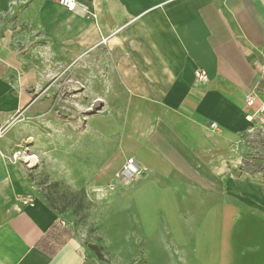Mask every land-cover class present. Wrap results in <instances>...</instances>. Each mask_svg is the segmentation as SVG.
Segmentation results:
<instances>
[{"label":"crops","instance_id":"1","mask_svg":"<svg viewBox=\"0 0 264 264\" xmlns=\"http://www.w3.org/2000/svg\"><path fill=\"white\" fill-rule=\"evenodd\" d=\"M77 2L0 0V136L17 115L97 106L81 135L98 140L93 182L137 209L121 215L133 249L161 254L138 264H264V171L238 152L264 102V0ZM129 158L140 174L122 185ZM26 193L0 149V264H104Z\"/></svg>","mask_w":264,"mask_h":264},{"label":"rangeland","instance_id":"2","mask_svg":"<svg viewBox=\"0 0 264 264\" xmlns=\"http://www.w3.org/2000/svg\"><path fill=\"white\" fill-rule=\"evenodd\" d=\"M74 84L78 86L74 97L78 98L80 92L76 91L80 89V83ZM87 111L96 115L99 108L94 106L87 110L75 106L71 110L47 107L39 111V116L28 113L19 119L17 115L2 131L0 149L5 159L15 164L25 176L26 196L55 211L91 253L97 256L94 247L100 251V260L104 264H138L137 261L140 263L149 254L161 255L133 249L135 238L125 235L130 230L129 220L121 219V215L134 213L137 209L129 201L116 202L108 197L105 188L103 190L93 182L97 174L94 171L101 159L97 154L99 144L93 138V130H90V137L81 139L86 129ZM89 126L96 129L98 123H90ZM116 128L117 125L112 123L105 124L107 133ZM100 149H105L101 143ZM238 152L244 171L263 172L264 131L242 136ZM134 178L121 180L114 177V180L124 185ZM114 188L113 183L107 185L109 191ZM152 207L157 209V205ZM98 231L104 236H99ZM118 247H125L127 251L116 252Z\"/></svg>","mask_w":264,"mask_h":264},{"label":"built area","instance_id":"3","mask_svg":"<svg viewBox=\"0 0 264 264\" xmlns=\"http://www.w3.org/2000/svg\"><path fill=\"white\" fill-rule=\"evenodd\" d=\"M56 2L64 7L68 11H75L78 6L77 0H56ZM87 15L88 12H85ZM195 78L199 82H205L207 79L206 72L203 69H197L195 72ZM257 100V94L255 90L249 91L245 95V105L248 108H253ZM246 121L251 124V132L252 131H264V102L260 103L259 107L253 111L251 114L246 116ZM214 127V124H212ZM140 174V171L137 169L136 164L132 158L126 160L124 165L121 167L120 171L117 172L114 177L127 180L130 178H134ZM30 202L29 198L20 199L21 205H26Z\"/></svg>","mask_w":264,"mask_h":264},{"label":"trees","instance_id":"4","mask_svg":"<svg viewBox=\"0 0 264 264\" xmlns=\"http://www.w3.org/2000/svg\"><path fill=\"white\" fill-rule=\"evenodd\" d=\"M93 250H94L95 254L97 255V257L99 259H101L100 251L97 248H95V247L93 248Z\"/></svg>","mask_w":264,"mask_h":264}]
</instances>
